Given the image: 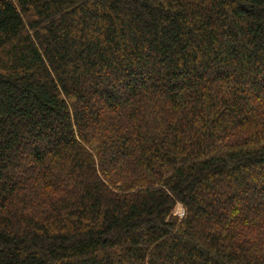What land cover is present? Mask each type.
I'll use <instances>...</instances> for the list:
<instances>
[{
	"label": "trees",
	"instance_id": "trees-1",
	"mask_svg": "<svg viewBox=\"0 0 264 264\" xmlns=\"http://www.w3.org/2000/svg\"><path fill=\"white\" fill-rule=\"evenodd\" d=\"M0 264H264V0H0Z\"/></svg>",
	"mask_w": 264,
	"mask_h": 264
},
{
	"label": "built area",
	"instance_id": "built-area-1",
	"mask_svg": "<svg viewBox=\"0 0 264 264\" xmlns=\"http://www.w3.org/2000/svg\"><path fill=\"white\" fill-rule=\"evenodd\" d=\"M181 205H182L181 203H178L176 206V210L174 211V213L177 214L179 217H183L186 213L185 207L183 205H182L183 207H181Z\"/></svg>",
	"mask_w": 264,
	"mask_h": 264
},
{
	"label": "rangeland",
	"instance_id": "rangeland-1",
	"mask_svg": "<svg viewBox=\"0 0 264 264\" xmlns=\"http://www.w3.org/2000/svg\"><path fill=\"white\" fill-rule=\"evenodd\" d=\"M181 207H183L182 205H181ZM181 207H180V209H181ZM176 210V207H175V209H174V211Z\"/></svg>",
	"mask_w": 264,
	"mask_h": 264
}]
</instances>
